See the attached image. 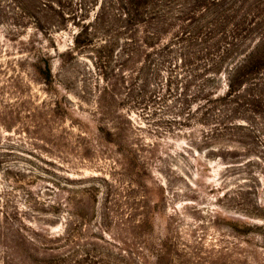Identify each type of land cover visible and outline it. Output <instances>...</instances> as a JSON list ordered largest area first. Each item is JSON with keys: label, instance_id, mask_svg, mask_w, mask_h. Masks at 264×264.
<instances>
[{"label": "rangeland", "instance_id": "1", "mask_svg": "<svg viewBox=\"0 0 264 264\" xmlns=\"http://www.w3.org/2000/svg\"><path fill=\"white\" fill-rule=\"evenodd\" d=\"M10 23L0 26V264H264V189L246 200V176L176 127L116 103L103 116L87 57L62 61L70 27L16 35ZM36 50L49 57L51 86L31 67ZM34 202L61 207L46 217ZM22 228L53 236L52 251L28 248Z\"/></svg>", "mask_w": 264, "mask_h": 264}, {"label": "trees", "instance_id": "2", "mask_svg": "<svg viewBox=\"0 0 264 264\" xmlns=\"http://www.w3.org/2000/svg\"><path fill=\"white\" fill-rule=\"evenodd\" d=\"M9 20L16 35L29 25L48 37L70 27L71 47L62 61L87 57L103 83L97 102L103 116L116 103L176 127L193 144L210 145L207 153L224 168L246 176V200L263 191L264 0H0V26ZM36 51L41 55L31 67L51 86L49 57ZM96 129L101 139L115 142L116 135ZM132 168L143 171L137 163ZM255 206L264 213V203ZM32 207L47 217L61 206ZM253 228L246 224L243 232ZM16 233L28 248L52 251L50 234L34 228Z\"/></svg>", "mask_w": 264, "mask_h": 264}]
</instances>
